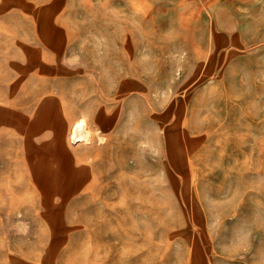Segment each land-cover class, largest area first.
Listing matches in <instances>:
<instances>
[{
    "label": "rangeland",
    "instance_id": "rangeland-1",
    "mask_svg": "<svg viewBox=\"0 0 264 264\" xmlns=\"http://www.w3.org/2000/svg\"><path fill=\"white\" fill-rule=\"evenodd\" d=\"M68 31L109 156L0 264H264V0H70Z\"/></svg>",
    "mask_w": 264,
    "mask_h": 264
},
{
    "label": "crops",
    "instance_id": "crops-1",
    "mask_svg": "<svg viewBox=\"0 0 264 264\" xmlns=\"http://www.w3.org/2000/svg\"><path fill=\"white\" fill-rule=\"evenodd\" d=\"M69 3L0 0V255L5 238L33 236L36 206L80 194L85 175L109 156L114 101L67 89L78 81L69 75ZM83 118L97 133L89 145L71 142Z\"/></svg>",
    "mask_w": 264,
    "mask_h": 264
},
{
    "label": "bare ground",
    "instance_id": "bare-ground-1",
    "mask_svg": "<svg viewBox=\"0 0 264 264\" xmlns=\"http://www.w3.org/2000/svg\"><path fill=\"white\" fill-rule=\"evenodd\" d=\"M113 59V58H112ZM78 124V125H77ZM76 124V127L74 128V130L72 129V134H71V139H73L74 141H82L85 138H87V134L86 132H84V123L79 122ZM72 142V141H71ZM256 148V147H255ZM167 158V157H166ZM168 161V160H167Z\"/></svg>",
    "mask_w": 264,
    "mask_h": 264
}]
</instances>
